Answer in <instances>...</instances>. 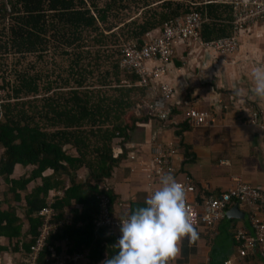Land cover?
<instances>
[{
  "label": "trees",
  "instance_id": "1",
  "mask_svg": "<svg viewBox=\"0 0 264 264\" xmlns=\"http://www.w3.org/2000/svg\"><path fill=\"white\" fill-rule=\"evenodd\" d=\"M126 1L138 5L136 0ZM152 1L141 0V7ZM204 1L163 0L157 8L145 11L141 21L118 27V12L114 14L113 8L121 4L117 11L124 9L125 0H106L102 7L97 0H7L10 12L6 14L2 7L0 14V54L10 44L8 51L18 55L38 52L42 58L51 44L67 61L68 72L52 84L39 83L40 77L26 69L12 68L17 80L13 86L2 85L6 72L0 73V89L6 91L0 97V238L7 244L0 251L10 249L27 257L40 231L37 212L45 206L48 191L59 189L62 196L53 199L52 221L62 220V225L45 238L36 263L49 264L64 253H85L84 264H102L118 254L113 239L95 224L98 197L106 195L110 208L115 199L112 191L99 185L110 178L121 159L113 157V139H127V130L136 122L153 120L145 109L140 116L132 113L141 105L146 88L137 86L133 72L120 67L121 47L129 41L142 47L147 34L192 11L209 19L200 33L203 42L230 36L231 8ZM109 46L116 48L89 50ZM48 91L55 92L32 99ZM17 167H28V172L13 178ZM81 169L87 171V178L76 183L71 175ZM45 170L51 174L43 177ZM66 179L69 185L65 188ZM29 183L32 187L27 191ZM70 262L65 264H83Z\"/></svg>",
  "mask_w": 264,
  "mask_h": 264
},
{
  "label": "crops",
  "instance_id": "2",
  "mask_svg": "<svg viewBox=\"0 0 264 264\" xmlns=\"http://www.w3.org/2000/svg\"><path fill=\"white\" fill-rule=\"evenodd\" d=\"M203 17L206 19L204 23L209 21L207 16ZM202 28L203 25L200 33ZM159 31L157 29L150 34L157 35ZM237 41L236 51L227 55L205 49L193 39L174 47L173 57L161 76V80L174 91L172 98L161 108L168 109L173 116L161 121L150 115L145 107L147 115L154 121L136 122L127 130V139L118 137L112 141L113 157L121 159L111 171L110 178L99 187L112 191L115 196L111 213L118 220L127 218L136 208L146 206L149 189L157 187L161 178H145L149 170L148 159L153 148H164L168 144L177 147L169 162L174 172L169 174L177 181H193V190L188 195L190 202L200 203L207 197L227 192L237 179L264 192V135L259 127L247 124L246 116L251 107L264 108V99L256 98L251 92L250 75L254 67L264 66V23L257 21L251 24ZM153 65L159 63L152 61L147 66L151 68ZM157 95L155 90H147L148 100ZM189 108L207 111L214 119L212 124L209 127L190 125L187 121ZM131 155L144 157L145 163L131 165ZM84 171L81 169L74 173L73 181L83 183L87 178ZM24 172H28V167L15 168L13 178ZM50 174L51 171L45 170L42 176ZM68 182L66 179L65 188ZM34 183H39V179ZM31 187V183L27 184L26 190ZM2 190L0 183V192ZM51 193L55 194L54 197L62 196V190L50 189L46 199ZM4 208L2 205L1 209ZM238 210L241 212L239 217L224 216L218 222L214 237L206 236L203 228H196L198 239L195 242L183 239L180 255L169 264H223L227 260H232L233 264H264L258 253L237 257L233 231L250 229L247 211L239 207ZM105 235L116 244L120 238L119 228L113 234ZM0 247H7L5 239L0 238ZM64 255H81L74 263L87 261L85 253ZM22 260L19 253L10 249L0 251V264H22Z\"/></svg>",
  "mask_w": 264,
  "mask_h": 264
},
{
  "label": "built area",
  "instance_id": "3",
  "mask_svg": "<svg viewBox=\"0 0 264 264\" xmlns=\"http://www.w3.org/2000/svg\"><path fill=\"white\" fill-rule=\"evenodd\" d=\"M2 6L4 11H10L7 0ZM222 4L231 8V35L219 38L210 42H203L200 38V30L206 19L199 12L192 11L186 15L170 20L164 25L157 35L147 34V41L140 48L132 44L121 47L120 67L126 71L133 72L138 77L137 86L149 90H155L157 96L150 98L145 103L149 114L157 116L161 121H166L170 117L171 111L161 108V105L169 101L173 96V89L161 80L166 65L173 57V49L179 44L188 40H197L199 45L205 49H213L223 55L231 54L238 47V36L246 31L248 26L259 21L264 23V0H206L203 4ZM1 7V9H2ZM0 9V10H1ZM158 62L148 68L149 62ZM247 124L259 127L264 135V108H249L247 113ZM213 117L203 110L189 108L187 111V121L194 127H209L213 122ZM177 147L168 144L164 148L155 147L152 149L150 159H148L149 170L145 178L153 180L155 176L160 178L164 174L173 173L174 169L169 166L170 158L176 154ZM131 165H143L144 157L130 156ZM169 166V167H168ZM184 184L187 195V202L190 211L196 220V228H203L205 235L214 237L218 222L226 216L228 210L233 206L243 208L248 213L249 230L237 228L233 231V241L237 249V257L245 258L258 253L264 260V192L252 185L243 183L239 179L227 192L205 198L203 202H190L189 193L193 190V181H178ZM51 193L44 207L37 216L41 220L40 231L36 242L30 247L27 257L23 258L22 264H37L38 254L42 248L45 238L57 231L62 225L61 221L53 222V197ZM119 221L112 213L110 202L106 195L98 197V212L95 219L97 229H104L105 233L113 234L119 228ZM68 257V258H67ZM81 255L55 257L49 264H65L69 261H77ZM223 264H233L232 260H227Z\"/></svg>",
  "mask_w": 264,
  "mask_h": 264
},
{
  "label": "clouds",
  "instance_id": "4",
  "mask_svg": "<svg viewBox=\"0 0 264 264\" xmlns=\"http://www.w3.org/2000/svg\"><path fill=\"white\" fill-rule=\"evenodd\" d=\"M252 94L264 99V66L250 73ZM144 207H138L119 221L118 254L102 264H169L180 255V243L198 239L196 220L187 202L184 184L171 174L161 176L149 189Z\"/></svg>",
  "mask_w": 264,
  "mask_h": 264
},
{
  "label": "rangeland",
  "instance_id": "5",
  "mask_svg": "<svg viewBox=\"0 0 264 264\" xmlns=\"http://www.w3.org/2000/svg\"><path fill=\"white\" fill-rule=\"evenodd\" d=\"M5 0H0V9L1 7L4 5ZM138 5L135 6V4H133L131 1H126L122 3V6L124 7V9H120L117 11V7L119 8L121 4H116L113 8V13L116 14V12H118V18L119 22L116 25L123 26L124 23H129L131 21H141V17L143 16V13L147 10H150L151 8H157L158 6H156L157 4H160L163 0H153L151 3V5L147 6V7H141V3L140 1L136 0ZM106 2V0H97V4L99 5V7H102ZM150 3V2H148ZM10 12V11H9ZM9 12H7L5 10V13L8 14ZM0 14H3V12L0 10ZM112 25L115 23V20L111 19ZM110 23V22H109ZM5 24V22L3 23V25ZM0 29H1V25H0ZM115 32H119L117 31V28H114ZM132 42H128L125 43L123 45H127V44H131ZM133 44V43H132ZM122 45V46H123ZM5 47H7V52L0 54V73L2 70H4L6 73H3L1 78H3L2 80V85L5 84V82L8 83L9 86H13L17 84V80L15 79V76L13 75V73L11 72L12 68H17L19 69V71L22 70H27L29 74H35L38 75L40 77L39 83H46V81H51L50 83H58L60 81V79H63L68 70H67V61L61 59L62 57L58 56L54 50L50 47H52L51 44L48 45V47L46 48V53L43 54L42 58L40 57L39 53H33V54H21L18 55L15 51H8L11 47L10 44L4 45ZM2 46V47H4ZM115 49L116 47L113 46H109V47H92L91 49H89L90 51L94 52L95 49ZM106 49V50H107ZM53 50V51H52ZM93 57V54H92ZM31 65V66H29ZM32 67V68H31ZM125 79V78H123ZM145 89V88H144ZM1 90V89H0ZM2 94H0V97L2 98L3 95L5 94V88H2ZM55 91H48L47 94H43V93H38L39 95H37L36 97H32V99H37L40 97H45V96H49L51 95V93H53ZM30 99V98H28ZM134 99H141V97L135 95ZM2 100V99H1ZM141 105H138L137 107H135V110L132 111L133 115L135 114H139L140 110H144L145 108V103L148 102V98H147V89H145V97L142 98L141 100ZM83 173H85L86 175V171H84ZM76 175V174H74ZM72 177V175H71ZM85 178V176H84Z\"/></svg>",
  "mask_w": 264,
  "mask_h": 264
},
{
  "label": "water",
  "instance_id": "6",
  "mask_svg": "<svg viewBox=\"0 0 264 264\" xmlns=\"http://www.w3.org/2000/svg\"><path fill=\"white\" fill-rule=\"evenodd\" d=\"M239 214L241 215V212L238 210V207L235 205L226 213V216L237 218L239 217Z\"/></svg>",
  "mask_w": 264,
  "mask_h": 264
}]
</instances>
